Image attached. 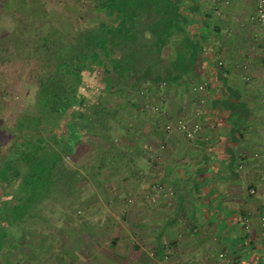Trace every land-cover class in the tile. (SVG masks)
<instances>
[{
	"label": "crops",
	"instance_id": "1",
	"mask_svg": "<svg viewBox=\"0 0 264 264\" xmlns=\"http://www.w3.org/2000/svg\"><path fill=\"white\" fill-rule=\"evenodd\" d=\"M73 1L63 8L79 33L66 42L58 21L64 41L51 54L64 86L75 85L76 106L65 136L57 121L40 135L64 141L75 125L78 171H89L88 192L76 195L88 214L89 263L264 264V36L255 0H87L86 24ZM96 101L109 108L104 129L93 128ZM178 121L200 129L193 138L166 131Z\"/></svg>",
	"mask_w": 264,
	"mask_h": 264
},
{
	"label": "rangeland",
	"instance_id": "2",
	"mask_svg": "<svg viewBox=\"0 0 264 264\" xmlns=\"http://www.w3.org/2000/svg\"><path fill=\"white\" fill-rule=\"evenodd\" d=\"M79 1L84 5H80ZM79 1L73 2L76 3V8L84 10L82 18L86 24L90 17L89 9L86 7L88 3L87 0ZM140 1L145 4L149 0ZM66 3L68 0H0V163L8 157L16 142H22L23 139L34 140L33 127L28 126L34 125L35 128L44 126L43 133L47 136L46 123L57 121L60 126L59 130H56V135L59 138L66 135L65 118L72 110V106H76L75 85L68 87L72 96L67 94L63 98L54 96L51 88H48L49 85L56 84V79H53L57 78L55 73H59L61 86L66 80L63 73L57 72L56 62L51 54L59 40L64 41L61 39L58 21L65 20L67 23L66 30L69 36L65 38L66 42L79 33L76 18L68 15L63 8V4ZM98 38L99 36H96L93 40L90 37L93 41L89 44L94 47L98 43ZM79 45L82 49L81 44ZM68 48L67 50L62 48L56 53L63 58V55L69 51ZM72 78L79 79V76L75 75ZM42 87L47 89L46 95H43L45 101L41 102L46 106L40 104L39 107L41 106L42 109L40 110L37 101ZM54 103L58 104V109L54 108ZM67 104L72 106L70 105L66 113H63ZM94 104L97 111L90 117L94 115L97 120L96 123L95 121L92 123L93 128L104 129L109 108L103 101H96ZM74 113L76 115V107ZM110 113L114 112L110 111ZM69 126L68 137L64 139V143L67 144V150L71 149L73 153L64 155L63 159L69 166L79 169L76 133L71 132V125ZM46 140L47 149H52L49 145L56 146L52 140L47 138ZM91 154L88 151L84 156L86 162L92 161L93 154ZM36 160L40 167L34 166L32 170L25 172L27 176L24 181L26 182L28 178L25 184L28 185L30 194H14V204H12L7 202L9 200L7 197L14 193L18 180L8 185L5 194L0 189V205H2L0 222L4 223L2 225L0 223V247L4 243L5 227L7 230H12L10 234L15 233L16 237L12 244L18 246L13 249L3 248L0 251V264H90L88 214L83 213L80 210L81 205L76 203V192L63 197V200L58 195H52L54 188L64 192V186L55 182L51 171H47L51 158L48 163L44 157ZM79 172L82 176V172L85 176H89L88 170ZM4 181L0 179V184L4 185ZM88 189L89 185H85L81 190L88 192ZM43 197L46 201L35 210L38 204L35 201H40L39 199ZM22 213L25 215L21 220ZM20 226L26 230L27 235L21 233L18 229ZM22 237L25 240L23 244ZM79 248L84 250L80 251Z\"/></svg>",
	"mask_w": 264,
	"mask_h": 264
},
{
	"label": "trees",
	"instance_id": "3",
	"mask_svg": "<svg viewBox=\"0 0 264 264\" xmlns=\"http://www.w3.org/2000/svg\"><path fill=\"white\" fill-rule=\"evenodd\" d=\"M55 59L58 61L63 60L62 57L55 58ZM55 74L57 75V78H53V79H56L55 80L56 84H51L48 87V88H51V91L54 93V96L55 95L60 96L61 98L65 97V95H67V94L72 96L70 94V90L67 89L66 86H64V84H63V86L60 85L59 78H58L59 73H55ZM46 91H47V89L45 87L44 88L42 87L39 90L38 101H37L38 107L41 104V102L45 101V100H43L44 99L43 95H46ZM41 105L46 106L43 103ZM54 105H55L54 108H57L58 104L54 103ZM70 105L72 106V104H70ZM70 105L67 104V106H65L63 113H66V111L71 107ZM40 107H39V109L42 110ZM56 115H59V114L56 113ZM62 116H63V114H62ZM20 126L24 127V125H20ZM28 127L29 128L33 127L32 130L37 134V136L35 138V142L30 141V140H25V139H23L22 142H16L13 146V150L9 153L8 157L3 159V161H1V163H0V179L5 180L3 183L4 185L0 184V189L3 192V194H5V191H6V188L8 187V185L10 186L14 180H18V182L16 183V188L14 189V193H12V195L17 194V193H21V194H28L29 193L30 194L31 191L28 190L29 187H28V185L26 186V184H25L27 182L28 178H26V182L24 181L25 177L27 176L25 174V172H26V170H27V172H29L30 170H32L34 168V166L40 167L38 164V161L36 160V159H39L40 157H44L47 160V163H48V160H50V158H51L47 171H51V173L54 176L55 182H57L60 185L63 184V186H64L63 187L64 192L60 191L58 189L56 190L54 188V191L52 194L53 196L58 195L60 197V199L63 200V197H65V196L68 197L75 192H76V194L82 193L81 189L83 188L82 183H83L84 177L79 173L78 169H74L73 167L69 166L67 163L64 162L63 156L64 155L68 156V154L71 153V152H69V151H71V149L67 150L68 149V148H66L67 144L64 143L63 139L56 141V137L53 139L50 138L49 140H52L53 142H55L56 146H53L52 149H47L45 147L47 140H46V138H43V136L40 135L42 128L40 126H39L40 128L39 127L35 128L34 125H32L31 127L30 126H28ZM73 129H75V125L71 126V130H73ZM36 191H37V189H36ZM45 193H44V195H45ZM39 200L40 201H35V202H37L38 204H41V201L44 200V197L40 198ZM75 201H76V203H79L78 198H76ZM13 202H11V203L14 204ZM0 206H2V205H0ZM6 215L8 216V214H6ZM24 215H25L24 213L21 214V220L23 219L22 217ZM29 216H31V214ZM1 221H2V219H1ZM0 223H1V225L4 224L3 221ZM5 226L3 225V227H5ZM18 229L21 230L22 234L25 233V229L22 228L21 226ZM18 229H16V230L18 231ZM4 230H5V232H3L4 243H3V246L0 247V251L3 248L4 249L5 248H7V249L17 248L18 246L12 244V243H14V242H12L14 237H16L15 233L12 232V234H10L9 232H11L12 230H7L6 227L4 228ZM24 241L25 240L22 237L21 243L23 244Z\"/></svg>",
	"mask_w": 264,
	"mask_h": 264
},
{
	"label": "built area",
	"instance_id": "4",
	"mask_svg": "<svg viewBox=\"0 0 264 264\" xmlns=\"http://www.w3.org/2000/svg\"><path fill=\"white\" fill-rule=\"evenodd\" d=\"M254 19L257 21V23L260 26V29L264 36V0H255V11H254ZM152 111H158V107H151ZM166 131H172L176 130L179 132H183L187 138H193L194 135L199 131L200 127L199 125H194L192 128H188L186 123L184 121H178L177 123L173 125H167L165 127ZM162 148H164L162 146ZM260 222L262 225H264V217L260 218ZM245 229L249 228V219L246 218L244 220ZM262 236L264 237V230L262 231Z\"/></svg>",
	"mask_w": 264,
	"mask_h": 264
},
{
	"label": "clouds",
	"instance_id": "5",
	"mask_svg": "<svg viewBox=\"0 0 264 264\" xmlns=\"http://www.w3.org/2000/svg\"><path fill=\"white\" fill-rule=\"evenodd\" d=\"M84 84H85V85H89V86H91V85H92V81H91L89 78L85 77V79H84ZM80 91H81V93H83L84 95H87V94H88V93L85 91L84 88H81Z\"/></svg>",
	"mask_w": 264,
	"mask_h": 264
}]
</instances>
